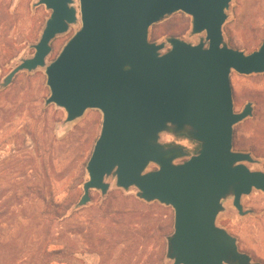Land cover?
Wrapping results in <instances>:
<instances>
[{"label":"water","instance_id":"95a60500","mask_svg":"<svg viewBox=\"0 0 264 264\" xmlns=\"http://www.w3.org/2000/svg\"><path fill=\"white\" fill-rule=\"evenodd\" d=\"M81 27L45 67L50 95L46 104L66 112V122L88 109L102 125L86 165L88 180L78 205L90 191L106 194L105 179L118 188L134 187L137 198L171 207L174 231L167 243L172 264H260L240 252L236 239L216 225L221 201L232 196L240 216L241 198L264 193V172L252 171L250 154L233 149L234 126L252 116V105L235 112L230 75L264 73V42L245 54L228 47L223 25L230 0H78ZM73 0H39L51 11L34 55L5 79L45 66L51 41L77 22ZM192 18V33L205 43L177 38L148 41L149 28L174 13ZM199 143L187 156L180 147L158 142L167 130ZM149 164L158 169L145 173Z\"/></svg>","mask_w":264,"mask_h":264},{"label":"rangeland","instance_id":"374dc122","mask_svg":"<svg viewBox=\"0 0 264 264\" xmlns=\"http://www.w3.org/2000/svg\"><path fill=\"white\" fill-rule=\"evenodd\" d=\"M38 1L0 0V264H172L167 243L174 231L173 209L153 202L162 215L147 212L134 200L138 191L118 188L113 176L105 179L106 194L91 190L87 204H73L57 217L66 208L57 204L75 180L82 184L72 190V200L78 202L83 194L86 165L103 118L88 109L66 122L64 109L46 104L50 92L45 67L81 27L78 0L71 5L77 22L51 41L45 66L19 72L5 84L16 66L33 57L50 17V10L36 6ZM226 16L224 43L245 54L256 51L264 42V0H230ZM171 38L206 44L205 33L193 34L192 18L181 12L148 30L149 42L164 44L161 54L170 49ZM230 84L235 112L252 105V116L234 126L233 149L251 155L253 162L245 163L250 170L264 172V73L232 72ZM158 142L186 153L174 164L200 146L186 133L170 129ZM157 169L149 164L145 173ZM232 200L228 196L221 201L216 225L236 239L239 251L252 262L264 264V193L253 190L241 198L243 216ZM62 247L65 252L49 254Z\"/></svg>","mask_w":264,"mask_h":264},{"label":"trees","instance_id":"16d2710c","mask_svg":"<svg viewBox=\"0 0 264 264\" xmlns=\"http://www.w3.org/2000/svg\"><path fill=\"white\" fill-rule=\"evenodd\" d=\"M81 184H82V182H80V181L78 182L77 180H75L73 185L71 187H69V189H68V193H69L68 196L66 198H64V200L62 202L57 204L58 208H61V206L64 205V204H65V207H66L64 210H62V212H58L57 213V217L58 218H62L65 215L66 211L68 210V208L70 206H72L73 204L79 203V201L77 202L76 199L72 200V190L77 191L78 186L81 185ZM134 200L137 203H139L140 205H142L144 207V209L147 210V212H150L151 214L154 212V213H156L158 215H162V213L160 211H158V210H161V209L159 208L160 206H156L157 203L145 202V201L141 200L140 198H135ZM60 252H65L63 247L60 248L59 250H56V251H53V252H49V254H52V253L58 254ZM46 254H48V253L46 252ZM39 261H42V260H36V262H39Z\"/></svg>","mask_w":264,"mask_h":264}]
</instances>
